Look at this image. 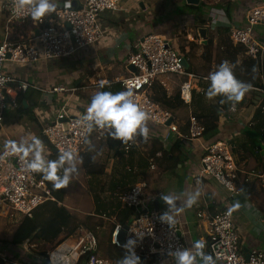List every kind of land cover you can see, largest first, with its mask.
<instances>
[{
  "label": "crops",
  "instance_id": "0c3cea01",
  "mask_svg": "<svg viewBox=\"0 0 264 264\" xmlns=\"http://www.w3.org/2000/svg\"><path fill=\"white\" fill-rule=\"evenodd\" d=\"M74 1L76 4L80 2V0ZM2 2L3 0H0V30H2L0 32L3 33L6 13L2 9ZM52 2L57 4V8L65 5V0H52ZM164 3L163 0H123L117 10L104 11L99 19L102 38L74 56L54 60L42 59L24 65L8 62L5 71L27 81L31 86L21 91L13 85L10 97L15 98L17 107L5 113L0 126V146L6 139H10L27 148L33 144L32 138L37 137L40 140L39 147L30 150L27 156L34 160L36 152L39 151L45 165L48 161H57L51 156L52 148L42 133L45 124L52 120L55 111L62 106L72 114L86 115L95 93L125 91L120 84L121 78L134 69L127 63V56L134 50L136 42L148 33L164 36L184 57L186 70L191 71L189 68L192 66L198 73L205 74L203 79L195 80L193 94L202 93L205 103L216 101L220 92H213L209 75L220 58V62H224L219 52L224 47L217 44L219 38L217 29L219 27L230 29L232 26L242 25L247 10L264 4V0H193L191 3L186 0H170L168 6ZM157 6H166L163 8L164 12L154 14ZM178 9L181 11L178 12ZM52 13L43 19L49 20ZM38 27L32 17L22 21H12L9 25V39L13 42L27 41L37 33ZM200 28L206 29L205 42L199 34ZM254 37L264 47L263 25L254 27ZM209 41L211 55L205 56L204 46ZM242 59V54L236 55L238 63ZM227 64L232 68L230 62ZM207 66L210 68L208 71ZM183 80L182 75L165 74L159 76L151 87L155 102L170 111L171 120L178 127L187 123L189 115L193 114L192 103L188 106L177 99ZM32 85L38 86V89ZM55 85H63L74 90L46 92V89ZM257 94H259L256 95L257 102L264 100V89L258 90ZM244 98V104L236 108L232 107L228 115L220 119L218 131L211 138L203 135L201 140H189L186 135L178 131L170 132L169 138L164 139L166 126L155 125L145 119L144 124L148 132L143 138L147 143H140L134 139L137 138L135 135L133 137L135 145L125 152L123 144L117 146L116 140L109 134L115 132L114 128H104L101 133L90 132L83 151L73 156L71 163L68 161L64 163L63 178L65 175L68 176V182L63 186L64 197L68 186L91 189L93 187L101 196L98 202L106 204L99 212L106 214L118 204L120 193L139 181H145L142 207L167 212L180 221L182 230L179 232L188 246L194 249L196 264H204V256H208L206 240L210 233V219L217 211L216 208L211 210V205L217 200L220 204L218 209L229 206L234 213L240 253L246 255L252 249L264 253V185L252 174L255 170V172L264 171V138L260 135L254 138L261 149L260 161L250 153L248 146L247 151L251 155V160L240 159V166L246 163L249 167L248 172L245 173L249 181L246 187L240 184L238 194L231 200H226L227 189L215 179H200L196 176L200 158L204 154V145L216 140H224L234 145L233 150L248 138L247 127L256 106L249 103L248 96ZM152 138H158L157 145L165 149L178 145L179 149L177 147L172 149L174 161L177 163H163L160 167L151 163L148 166L143 158L146 157ZM169 157L171 158L172 155ZM56 158L59 159L60 155ZM87 166L90 168L89 172L86 171ZM66 169L70 170L66 172ZM39 174L44 177L45 173L39 172ZM162 195L172 197L173 204H167L162 199ZM64 197L62 204L69 209ZM97 207L94 203V208L86 214H94ZM14 229L10 231V235ZM198 240L204 242L201 251L193 246ZM153 264H177V256L167 257Z\"/></svg>",
  "mask_w": 264,
  "mask_h": 264
},
{
  "label": "built area",
  "instance_id": "2783aa9c",
  "mask_svg": "<svg viewBox=\"0 0 264 264\" xmlns=\"http://www.w3.org/2000/svg\"><path fill=\"white\" fill-rule=\"evenodd\" d=\"M123 0H80L77 7L65 5L56 8L49 20L52 24L45 25V20H36L39 25L37 33L27 41L13 42L9 39V25L12 21L26 20L30 15L23 10L17 11L19 0H3L2 9L6 13V23L0 34V126L5 112L15 109L17 103L11 95L13 85L21 90H27L31 84L5 71V65L10 62L15 65L35 63L42 59L54 60L74 56L88 46L98 42L103 32L99 19L104 11L117 10ZM66 24L69 25L67 28ZM264 26V4L249 8L242 25L232 26L228 36L235 44H241L246 54L263 60L264 47L254 37V27ZM127 63L134 69L121 78L123 89L132 90L133 101L145 111L146 119L155 125L166 126L163 138L167 139L170 132H178V125L170 121L171 113L155 102L152 98L153 82L165 74H178L185 77L179 87V96L183 104L190 105L193 97L194 82L198 77L184 67V57L162 35L148 33L143 35L135 44L134 50L127 56ZM37 88L38 86L32 85ZM73 88L55 85L46 92H67ZM45 91V90H44ZM95 121L88 120L86 115L72 114L65 107H60L42 129L48 144L60 156L71 151L73 156L83 151L90 132L101 133ZM204 127L197 117H188L189 140H201ZM6 139L0 146V216L11 217L18 223L24 217H31L33 210L47 199H54L52 188L55 181L47 180L39 172L28 169L32 161L22 153L10 151ZM123 149L128 152L134 145L132 138L125 141L120 139ZM17 146H19L17 144ZM234 145L224 140H216L203 146L204 154L200 158L197 178H213L228 191L226 200H231L239 190L237 187V172L232 148ZM250 153L260 161V146L252 141L248 145ZM159 155V153H157ZM256 171V170H255ZM251 171L264 185V171ZM57 175V172H56ZM146 188L145 181H139L128 190L119 194L121 208L132 211L130 223L122 226L115 223L110 241L118 247H124L129 238L136 240L133 245L135 254L140 257L142 264L161 262L171 256H177L178 251L194 249L188 246L182 237V224L176 218L169 225L160 217L165 212L142 207V197ZM206 210V208H204ZM170 215V214H169ZM104 218L107 216L103 215ZM114 221V217L108 218ZM17 223V224H18ZM121 230H124L122 241L119 240ZM141 234V235H138ZM143 234V235H142ZM239 236L234 222V213L227 206L212 215L210 233L206 240L208 256L213 257L215 264H264V253L250 250L243 255L239 251ZM24 244L17 258L5 252L3 259L9 264H42L32 256L29 247ZM50 264H114L97 253V238L90 230L80 227L74 235L61 242L48 252Z\"/></svg>",
  "mask_w": 264,
  "mask_h": 264
},
{
  "label": "trees",
  "instance_id": "16d2710c",
  "mask_svg": "<svg viewBox=\"0 0 264 264\" xmlns=\"http://www.w3.org/2000/svg\"><path fill=\"white\" fill-rule=\"evenodd\" d=\"M49 24H52V22L46 19L45 25ZM228 30L229 29L227 27H219L217 29V34L219 37L217 44L218 46L220 45L224 47L219 52H221V55L224 58V62L231 63L232 68H230V70L233 73L234 77L246 86L247 90L244 92V97L248 96L249 103H253L256 106L247 127L248 138L240 142L239 146L237 145L232 150L236 165L239 168L236 179L237 187L239 188L241 186L246 187L249 181L248 176L245 174L248 172L249 167H247L246 163L240 166V159H247V161H250L251 155L247 151V146L252 141H254V138L257 135H260L262 138H264V100H261L259 102L256 101V95L259 96V94H257L258 90L264 89V57L263 60H260L259 58H253L247 55L245 48L241 44H235L231 41L228 36ZM223 36L224 39H222ZM204 47L205 48L203 51V55L206 56L207 54H209L210 56L211 42L209 41ZM239 53L243 55V59L238 63L236 61V55ZM220 59L212 72L210 71V74L219 70L220 65L222 64V62H220ZM189 69L198 77V79H203L204 76H206L205 74L198 73L192 66H190ZM209 69V67L206 68L207 71ZM229 95L230 94L228 93L220 92L217 96L216 101L205 103L202 93L193 94L191 102L193 105L192 113L203 125V135L206 138L215 136L218 131V124L220 119L223 116L228 115L232 107L236 108L240 104H244V97L242 98V100L237 102L234 99H230ZM18 96L17 100L19 99ZM177 99L178 101L181 100L179 97V92L177 94ZM153 100L156 101L154 98ZM178 128L182 135H187L188 121ZM120 139H115L117 146L122 144ZM134 139L142 144L147 143L141 135H137V138L134 137ZM157 141L158 138H152L150 147L146 151V157L143 158L144 161L148 163V166L151 163L157 165L158 167L163 165V163H177L174 161L175 156L173 155L172 149L175 147L179 149L178 145L172 146L169 149H165L162 146H158ZM157 152L160 153L159 156L157 155ZM57 155L58 154H55L54 150L52 149L51 156L58 161L60 158L57 159ZM169 155H172V157L170 158ZM64 163L61 164L57 169V177L60 180L63 179ZM86 171H90V168L88 166L86 167ZM51 188L54 199H47L39 204L33 210L31 217H24L16 225L9 239L2 240V243L0 244V264H9L3 259L4 251L13 254L14 258H17L23 250L24 244L32 245L29 247L30 254L38 258L42 264H50L48 259V252L64 240L74 235L76 230L80 227L86 228L93 232V234L97 238V253L100 256L110 260L114 264H120L121 260L130 255L129 251L116 246L110 241V233L115 223H119L123 227L130 223L132 216L131 209L121 208L120 203L118 202V204L114 205L113 209L110 210L109 213L102 214L101 212H99V210H97L94 214H86L83 218H80L77 215L71 213L69 209H67L62 204L64 197V188H54L53 186H51ZM98 203L100 208H102L101 210H103L106 204L100 202ZM219 205V202L217 200H214L213 204L211 205V210L216 208V212H219L221 210V208L218 209ZM103 215L107 216V218H104ZM112 217H114V221L108 219ZM102 230L106 232L104 240L101 237ZM140 264H142L141 260Z\"/></svg>",
  "mask_w": 264,
  "mask_h": 264
},
{
  "label": "clouds",
  "instance_id": "9594fccd",
  "mask_svg": "<svg viewBox=\"0 0 264 264\" xmlns=\"http://www.w3.org/2000/svg\"><path fill=\"white\" fill-rule=\"evenodd\" d=\"M65 6H70V0H65ZM56 8L57 4L53 3L52 0H19L17 11L23 10L24 14L30 15L32 19L42 21L44 17L50 15ZM210 79L212 81L211 88L213 92L228 93L230 94L229 98L237 102L242 100L244 92L247 90L246 86L234 77L230 68L227 66V62L222 63L218 71L211 73ZM101 88H103V85H101ZM132 95L130 88L126 91L115 93L111 91H99L91 98V102L87 108L86 118L95 121V124L100 128H114L115 132L109 133L114 139L122 138L127 141L135 135L146 137L148 129L144 121L147 115L133 101ZM137 129H139V133H137ZM32 139L33 144L27 148L23 144L17 146L15 141H9L6 146H10V151L12 152L22 153L23 158L28 155L30 150L39 147V138L33 137ZM72 158L73 153L71 151L64 152L58 161H48L45 165L39 151H37L35 159L29 162L28 169L45 173V179L55 181L53 187L60 188L67 184L68 176L65 175L63 180H60L56 175L57 169L65 161L71 163ZM68 170L70 169H66V172ZM162 199L169 205L173 204V198L168 195H162ZM160 219L163 222H167L170 226L175 223L173 216L167 212L163 213ZM135 244L136 240L131 238L127 240L124 247L128 249L130 255L121 260L120 264H140V257L135 254L132 247ZM193 246L199 250L204 246V242L198 240ZM176 255L177 264H196V256L188 249L178 251ZM204 264H215V260L211 256H204Z\"/></svg>",
  "mask_w": 264,
  "mask_h": 264
},
{
  "label": "rangeland",
  "instance_id": "374dc122",
  "mask_svg": "<svg viewBox=\"0 0 264 264\" xmlns=\"http://www.w3.org/2000/svg\"><path fill=\"white\" fill-rule=\"evenodd\" d=\"M170 0H163L164 5L169 4ZM168 6V5H167ZM166 6H157V10L154 14L158 15L163 13V8ZM181 9H178L180 12ZM177 12V13H178ZM178 15V14H177ZM2 31V30H0ZM2 33V32H0ZM80 175V174H79ZM81 179V178H80ZM64 202L69 210L80 218L84 217V214L90 212L89 210L94 208V203L98 206L97 210H100L98 199L101 197L99 191L94 190V188H80L68 186L65 191ZM106 206V205H105ZM17 221L13 220L11 217L0 216V243L2 240L9 239L11 237L10 231L14 229L17 225ZM106 232L102 230L101 237L105 239ZM83 264V263H82Z\"/></svg>",
  "mask_w": 264,
  "mask_h": 264
},
{
  "label": "water",
  "instance_id": "95a60500",
  "mask_svg": "<svg viewBox=\"0 0 264 264\" xmlns=\"http://www.w3.org/2000/svg\"><path fill=\"white\" fill-rule=\"evenodd\" d=\"M193 0H186V2L188 3H191ZM197 1V0H196ZM70 5L71 6H74V7H77V4L76 2L73 0V1H70ZM67 28H69V25L66 24ZM199 34L201 35V38L203 40V42H205V39H206V29L205 28H200L199 30ZM184 67L186 68L187 67V64L185 63L184 61ZM171 121V119L168 120V122L166 124H169ZM54 152L56 153V150H54ZM124 233L125 231L124 230H121V233L119 235V240L122 241L123 239V236H124ZM178 234H180V232H178ZM201 251V248L199 249Z\"/></svg>",
  "mask_w": 264,
  "mask_h": 264
}]
</instances>
